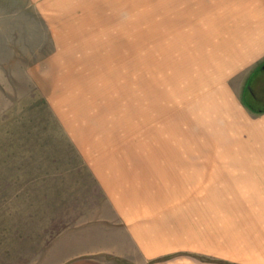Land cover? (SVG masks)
Listing matches in <instances>:
<instances>
[{
  "label": "rangeland",
  "instance_id": "obj_1",
  "mask_svg": "<svg viewBox=\"0 0 264 264\" xmlns=\"http://www.w3.org/2000/svg\"><path fill=\"white\" fill-rule=\"evenodd\" d=\"M257 2L74 0L59 49L50 9L0 0V264H86L80 228L110 200L151 220L147 264H264V177L235 157L260 113L226 41Z\"/></svg>",
  "mask_w": 264,
  "mask_h": 264
},
{
  "label": "crops",
  "instance_id": "obj_2",
  "mask_svg": "<svg viewBox=\"0 0 264 264\" xmlns=\"http://www.w3.org/2000/svg\"><path fill=\"white\" fill-rule=\"evenodd\" d=\"M39 1L40 11L50 9L52 13L50 18H56L53 19L55 20L56 39L62 42V44H58L59 49L73 47L74 0ZM257 1L259 2V4L257 2L258 5L256 4L257 7L240 12L242 13L241 17L244 18L240 17L239 20H235L237 23L233 19L226 20V25L230 24L226 41H228L231 50V52L228 51L231 61L233 64L240 65L241 70H247L241 78L239 91L242 93V97L247 96L248 102L254 108L253 112L255 109L264 107V104L261 107H256L258 101L264 102V7L259 0ZM223 10L221 9V16H223ZM225 10H227L225 16L227 14L229 17L233 16L235 11L232 8ZM78 32L81 39L85 37V33L81 29ZM259 113L252 120L249 119L250 117L248 118L250 123L247 125L246 152L236 153L235 156L236 159L247 160V176L249 177H264V111ZM98 179L103 184V177L98 176ZM109 202L113 211H110L106 218L104 217L105 220L100 218L96 221H89L80 228L86 234L84 238V235L80 233L81 239L84 238V241L89 242L84 246L93 249H89L87 252L79 251L76 255L82 257L81 260L86 264H104L105 262L99 260L97 254L110 255L111 257L133 255L136 259H133L130 264H147L158 251L157 231L153 238L152 229L149 228L151 224L148 222L151 220H147L142 211H134L142 208V206H136L134 201L127 203L121 200H110ZM153 239L154 242L156 241L155 244H153ZM134 249L135 252L132 253L131 251ZM189 256L179 254L166 261L168 264L208 263L200 257ZM138 257L139 259H137ZM159 263H163V261L156 262V264Z\"/></svg>",
  "mask_w": 264,
  "mask_h": 264
},
{
  "label": "trees",
  "instance_id": "obj_3",
  "mask_svg": "<svg viewBox=\"0 0 264 264\" xmlns=\"http://www.w3.org/2000/svg\"><path fill=\"white\" fill-rule=\"evenodd\" d=\"M245 99H247V98H245ZM245 103L247 104V106H248L249 108L254 109V108L251 107V104L248 102V100H247V102H245ZM263 111H264V107H263V108H260V109H258V110L255 109V112H257V113H259V112H263ZM167 257H169V256L159 257V258H156L155 260L157 261V260H161V259H164V258H167ZM213 261H214V260H213ZM215 261H217V262H219V263L231 264V263H228L227 261H224V260H215Z\"/></svg>",
  "mask_w": 264,
  "mask_h": 264
}]
</instances>
